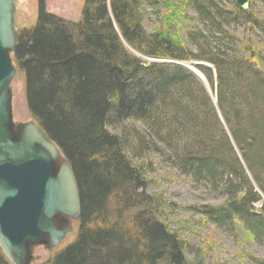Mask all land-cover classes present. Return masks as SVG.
I'll list each match as a JSON object with an SVG mask.
<instances>
[{
  "label": "trees",
  "instance_id": "16d2710c",
  "mask_svg": "<svg viewBox=\"0 0 264 264\" xmlns=\"http://www.w3.org/2000/svg\"><path fill=\"white\" fill-rule=\"evenodd\" d=\"M13 55L29 113L80 192L76 237L45 264H204L173 227L170 201L148 192L154 155L221 199L190 206L200 223L264 243V17L254 3L84 0L72 22L38 0ZM0 264H11L1 248Z\"/></svg>",
  "mask_w": 264,
  "mask_h": 264
},
{
  "label": "water",
  "instance_id": "95a60500",
  "mask_svg": "<svg viewBox=\"0 0 264 264\" xmlns=\"http://www.w3.org/2000/svg\"><path fill=\"white\" fill-rule=\"evenodd\" d=\"M235 1L249 9L250 0ZM16 9L14 0H0V248L11 264H30L36 246L51 249L72 230L81 199L57 144L36 121L14 123L11 82L17 70L10 53L17 41Z\"/></svg>",
  "mask_w": 264,
  "mask_h": 264
},
{
  "label": "rangeland",
  "instance_id": "374dc122",
  "mask_svg": "<svg viewBox=\"0 0 264 264\" xmlns=\"http://www.w3.org/2000/svg\"><path fill=\"white\" fill-rule=\"evenodd\" d=\"M17 9L15 13V27L17 33L23 29L31 28L37 20L38 0H14ZM84 0H46L48 12L56 14L68 21L78 22L81 19ZM259 16L264 17V2L250 0ZM155 21L148 19L146 25L149 29ZM130 52H133L128 48ZM10 53L13 65L17 72L11 82L13 93V117L17 126H22L30 121H35L27 108L25 98V78L20 71L14 55ZM145 59V58H144ZM148 60V59H146ZM149 61H157L149 59ZM191 64L190 62L186 63ZM202 75V74H201ZM206 89L212 94L211 87L206 78L202 75L201 80ZM214 103L216 98L212 95ZM114 130V127H110ZM155 165L150 173L154 176L148 192L151 194H163L170 201L173 213L169 214L175 228L183 227L182 234L187 239L189 246L199 257L204 258V264H260L249 259L248 255L258 260H264V243L259 244L250 240L246 235H241L237 240L225 232L215 229L211 224H202L200 216L191 211L190 206L218 205L219 197L209 196L199 186L191 183L184 176L179 175L159 155L150 156ZM259 206V205H258ZM127 215V213H125ZM187 223V227L183 224ZM189 224V225H188ZM72 230L55 247L49 249L44 245L36 246L33 249V259L30 264H45L48 259L57 251L70 244L76 237L79 220L71 222ZM244 238V239H243ZM210 243L207 245L206 243ZM209 246V247H208ZM207 247V248H205ZM203 252L200 256V253ZM192 257V256H190ZM198 257V258H199Z\"/></svg>",
  "mask_w": 264,
  "mask_h": 264
},
{
  "label": "bare ground",
  "instance_id": "6f19581e",
  "mask_svg": "<svg viewBox=\"0 0 264 264\" xmlns=\"http://www.w3.org/2000/svg\"><path fill=\"white\" fill-rule=\"evenodd\" d=\"M191 67V69L193 70V72L200 78L202 79V75L201 72L199 70H197L195 67L191 66V64L189 65ZM191 70V71H192ZM211 89V88H210Z\"/></svg>",
  "mask_w": 264,
  "mask_h": 264
}]
</instances>
